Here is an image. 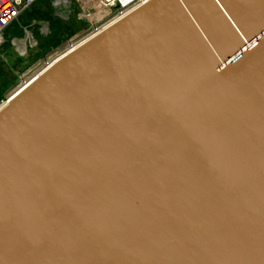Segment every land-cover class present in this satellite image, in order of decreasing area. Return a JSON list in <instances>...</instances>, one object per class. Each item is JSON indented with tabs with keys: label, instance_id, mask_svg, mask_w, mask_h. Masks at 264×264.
<instances>
[{
	"label": "water",
	"instance_id": "1",
	"mask_svg": "<svg viewBox=\"0 0 264 264\" xmlns=\"http://www.w3.org/2000/svg\"><path fill=\"white\" fill-rule=\"evenodd\" d=\"M134 12L0 110V264H264V0Z\"/></svg>",
	"mask_w": 264,
	"mask_h": 264
},
{
	"label": "rangeland",
	"instance_id": "2",
	"mask_svg": "<svg viewBox=\"0 0 264 264\" xmlns=\"http://www.w3.org/2000/svg\"><path fill=\"white\" fill-rule=\"evenodd\" d=\"M52 1L54 0H38L35 8L31 12H26L21 16L20 21L14 23L13 27L6 29L5 37L9 43L4 47L3 52L0 53V66L3 69V73H0V94L5 88L6 90L3 91V97H1V99L4 98V94H6L8 90H12V88L15 87V81L18 79L16 73H19L20 82L21 79L22 81L26 80L27 84L32 82L48 67V65L53 64L69 51L80 46L95 33L103 30L114 22V20L105 21L102 16L103 11L96 9L89 10L86 14L81 11L78 6L74 7V9H78V11L69 19H66L64 18L60 7L58 6L57 10V6ZM46 8L48 9L47 11ZM97 8L99 7L97 6ZM53 13L57 16L55 17L56 20L53 19ZM34 19L39 21L42 19L50 20L51 25H48L46 30H44L43 27H40V29L37 28L39 30H34L33 32L30 31V34L25 40V36L27 35L25 32L23 33L21 29L22 27H28L27 25H29ZM19 23L22 24V27ZM13 37L20 38L17 39L15 43L16 49L20 48L25 52L23 59L19 56L17 57L16 51L14 52L12 49L14 48V45L10 44V39ZM22 38L24 39L21 40ZM57 39H59L58 42H56ZM68 44L69 48L67 47ZM58 48L59 50H57V52L51 54L52 50L55 51ZM32 50L34 54L31 53ZM29 53L31 55L26 56ZM46 58L50 61L44 66L42 65V62L44 60L46 61ZM8 61L9 63H7ZM10 80L12 84L8 85ZM27 84H21L18 86L16 90L9 95L8 99H11L12 95L17 93Z\"/></svg>",
	"mask_w": 264,
	"mask_h": 264
},
{
	"label": "built area",
	"instance_id": "3",
	"mask_svg": "<svg viewBox=\"0 0 264 264\" xmlns=\"http://www.w3.org/2000/svg\"><path fill=\"white\" fill-rule=\"evenodd\" d=\"M148 1L149 0H54L52 2L57 6V10H58V6L60 7L61 12L64 18L66 19H69L75 12L78 11V9H74V7L78 6L80 7L81 11H83L86 14L89 12V10L96 9L99 11H103L102 16L105 21L106 20L115 21L116 19L122 17L123 15L129 14L130 12H133L135 9L139 8L140 6L145 5ZM37 2L38 0H0V53L3 52L4 47H6V45L9 43L5 37L6 29L13 27L14 23L16 21L17 22L20 21L21 16L24 15L26 12H31L35 8ZM97 6L99 8H97ZM108 9L110 10V13H105L104 11ZM55 17L57 16L55 13H53L54 20H56ZM19 25L22 27V24L19 23ZM48 25H51L50 20L42 19L39 21L34 19L29 23V25H27L28 27H22L21 30L23 33L24 32L26 33L27 35L25 36V40H26L28 35L30 34V31L33 32L34 30H39L37 28L40 27H43L44 30H46ZM17 39L20 38L18 37L11 38L10 44L14 45V48L12 49L14 50V52L16 51L17 57L19 56L20 58L23 59L24 58L23 55L25 54V52L22 51L20 48L16 49L15 41ZM23 39L24 38H22L21 40ZM67 47L69 48V44ZM31 53L34 54L33 50ZM30 55L31 54L29 53L26 56H30ZM49 61L50 60L43 61L42 62L43 64L42 63L41 64L46 66L49 63ZM7 63H9V61ZM49 67H51V65ZM16 74L18 76V79L15 81L16 82V84L14 85L15 87L13 86L14 88H12V90L10 89L6 92V94H4L5 95L4 98L0 100V107L10 102L8 100V97L16 90L19 84L21 85L26 83V80L22 81V79L20 82L19 73Z\"/></svg>",
	"mask_w": 264,
	"mask_h": 264
},
{
	"label": "bare ground",
	"instance_id": "4",
	"mask_svg": "<svg viewBox=\"0 0 264 264\" xmlns=\"http://www.w3.org/2000/svg\"><path fill=\"white\" fill-rule=\"evenodd\" d=\"M150 1H152V0H149L147 3H149ZM147 3H146V4H147ZM146 4H145V5H146ZM143 6H144V5H143ZM143 6H140L139 8H142ZM139 8H137V9H139ZM137 9H135L134 11H136ZM134 11H133V12H130L129 14H125V15H123L122 17H120V18H118L116 21H114L112 24L108 25V26L105 27L103 30L98 31V32L95 33L94 35L99 34V33H102V32H104L105 30H108L109 28H111L113 25H115V24L118 23L119 21H122V20H124L126 17H129L130 14L132 15V13H135ZM39 29H40V28H39ZM91 37H93V36H91ZM91 37H90V38H91ZM90 38H89V39H90ZM89 39H87L84 43H82V44H81L80 46H78L77 48L72 49L71 51H69L67 54L69 55L70 53H72L73 51H75L76 49H78L79 47H81L82 45H84L85 43H87ZM67 54H65L64 56H66ZM64 56H62L61 58H63ZM61 58H60V59H61ZM60 59H58V60H60ZM58 60H56L53 64H51V66L54 65L56 62H58ZM49 66H50V65H48V67H49ZM48 67H47V68H46V69H45L40 75H42L46 70H48V69L50 68V67H49V68H48ZM40 75H38L36 78H38ZM36 78H35V79H36ZM35 79H34V80H35ZM34 80H33V81H34ZM33 81H32V82H33ZM32 82H30V83H32ZM30 83H28V84L25 83V84H27V85H25L21 90H19L17 93H15L14 95H12V98H11V99H8V100H9V101H12V99H13V98H14L19 92H22V91H23V90H24V89H25ZM6 104H7V103H6ZM6 104H5V105H6ZM5 105L1 106V107H0V110H1Z\"/></svg>",
	"mask_w": 264,
	"mask_h": 264
},
{
	"label": "trees",
	"instance_id": "5",
	"mask_svg": "<svg viewBox=\"0 0 264 264\" xmlns=\"http://www.w3.org/2000/svg\"><path fill=\"white\" fill-rule=\"evenodd\" d=\"M47 10H48V9L46 8V11H47ZM58 41H59V39L56 40V42H58ZM44 55H45V54H44ZM44 55H42V56H44ZM40 56H41V55H40ZM1 72L3 73V69H2L1 66H0V73H1ZM10 84H12L11 80H10V83H9L8 85H10ZM8 85H7V86H8ZM18 86H20V84H19ZM4 90H6V88H5ZM4 90H3V91H4ZM3 91H2L1 94H0V99H1V97L3 96V95H2Z\"/></svg>",
	"mask_w": 264,
	"mask_h": 264
}]
</instances>
